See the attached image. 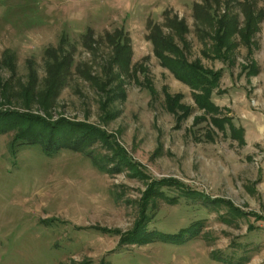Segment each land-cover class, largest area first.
<instances>
[{"label":"rangeland","instance_id":"rangeland-1","mask_svg":"<svg viewBox=\"0 0 264 264\" xmlns=\"http://www.w3.org/2000/svg\"><path fill=\"white\" fill-rule=\"evenodd\" d=\"M154 27L221 72L212 106ZM53 55L70 68L47 103ZM0 264H264V0H0Z\"/></svg>","mask_w":264,"mask_h":264},{"label":"trees","instance_id":"trees-1","mask_svg":"<svg viewBox=\"0 0 264 264\" xmlns=\"http://www.w3.org/2000/svg\"><path fill=\"white\" fill-rule=\"evenodd\" d=\"M195 9V6H193ZM198 8V7H196ZM208 11H206L207 14ZM248 17V23L244 33H241V38L248 40L251 36L250 33H254L257 29L253 24V20L250 16ZM246 17V18H247ZM212 18V17H211ZM210 18V19H211ZM214 21V18L211 19ZM234 22V23H233ZM176 25L180 28H184V24L182 22L176 23ZM217 28L214 30L213 36H208L213 42L214 46L212 48V53H214L216 57L227 60V55L232 53V47L226 45L231 38L238 31L235 21H226L222 20V18L218 19L216 22ZM155 28V29H154ZM149 33L148 38L151 40L152 45L155 49V55L163 66H166L174 73L176 77H178L181 81H183L186 85H188L192 90L199 89L200 94L195 96V101H197L198 105L203 107L204 109L212 106L210 103L211 96V88L215 86L221 76L220 71H210L201 67L198 63H188L184 59L183 52L178 49V47L174 44L169 37L162 35L160 28L154 27ZM180 30V29H179ZM185 28L183 29V31ZM240 30V29H239ZM182 31V30H180ZM239 33V31H238ZM113 44L112 50L114 52V64H120L119 69L122 70L123 67L129 66V57L127 54V47L122 46L119 41H111ZM248 43V41H246ZM173 56V57H172ZM51 61L46 65V78L44 80L45 91L40 93L38 96L39 99H43L47 103L51 102L55 95L59 92V89L64 87L66 83L67 75L63 76L61 73L62 68H70V65L66 66V63L59 62V58L57 55L50 56ZM58 60V61H57ZM66 66V67H65ZM86 79L95 82V77L91 75L90 71L86 70ZM110 72L113 74V77L110 80H118L120 77L119 73H113V69L110 68ZM69 73V70L66 71V74ZM32 84L28 86V92L31 90ZM121 85H118V88ZM55 90V91H54ZM43 96V97H42ZM41 99V100H42Z\"/></svg>","mask_w":264,"mask_h":264},{"label":"crops","instance_id":"crops-1","mask_svg":"<svg viewBox=\"0 0 264 264\" xmlns=\"http://www.w3.org/2000/svg\"><path fill=\"white\" fill-rule=\"evenodd\" d=\"M253 73H255V71H253Z\"/></svg>","mask_w":264,"mask_h":264}]
</instances>
